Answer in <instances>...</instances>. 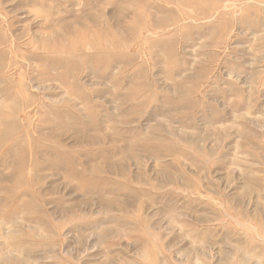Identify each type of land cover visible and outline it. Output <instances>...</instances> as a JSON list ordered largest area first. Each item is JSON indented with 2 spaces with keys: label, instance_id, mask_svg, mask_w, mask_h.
<instances>
[{
  "label": "rangeland",
  "instance_id": "374dc122",
  "mask_svg": "<svg viewBox=\"0 0 264 264\" xmlns=\"http://www.w3.org/2000/svg\"><path fill=\"white\" fill-rule=\"evenodd\" d=\"M0 264H264V0H0Z\"/></svg>",
  "mask_w": 264,
  "mask_h": 264
}]
</instances>
